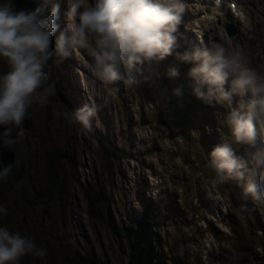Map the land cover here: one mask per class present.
<instances>
[{
	"label": "rangeland",
	"instance_id": "1",
	"mask_svg": "<svg viewBox=\"0 0 264 264\" xmlns=\"http://www.w3.org/2000/svg\"><path fill=\"white\" fill-rule=\"evenodd\" d=\"M65 10L66 3L62 2L58 21L61 29L66 25ZM54 48L55 37L47 70L57 93L46 106L35 105L29 110V136L34 148L18 142L21 158L16 163L26 187H32L34 182H44L46 164L57 155L52 160L58 172L57 185H66L67 196L65 201L60 199L57 191L45 201L34 193H29L30 200L23 199L16 180H0V203L9 204L8 215L0 217V226L37 240L39 247L50 251L46 264H84L80 255L98 259V264H136L117 228L137 216L151 200H155V206L168 205L167 192L176 195L179 187L185 189L184 202L189 208L188 198L194 191L202 193L211 173L204 179L202 175L209 169L201 168L204 162L188 163L181 158L178 137L166 131L169 122L151 111L155 107L148 102L151 97L165 106L167 98L162 92L141 98L119 85V92L113 94L115 86L109 87L92 76L94 61L87 49H76L70 58L61 61ZM5 70L0 62V73ZM84 103L98 107L89 133H81L79 125L67 122L62 115ZM98 192L101 200L95 203L94 213L89 201ZM201 210L182 209L171 236L167 235V226L155 227L161 230L160 237L163 233L172 241L175 261L205 263L211 244L220 248L214 252L220 264H244L227 245L230 235L217 234L226 227V217L222 213L216 217L211 235L199 217ZM163 213L160 209L158 223L163 221ZM166 220L169 224L171 215Z\"/></svg>",
	"mask_w": 264,
	"mask_h": 264
},
{
	"label": "clouds",
	"instance_id": "2",
	"mask_svg": "<svg viewBox=\"0 0 264 264\" xmlns=\"http://www.w3.org/2000/svg\"><path fill=\"white\" fill-rule=\"evenodd\" d=\"M62 2L66 3L63 29L58 23ZM185 9L183 0H39L35 8L22 9L0 0V62L6 66L0 73V151H12L25 133L29 110L46 106L57 93L47 70L54 37V51L61 61L76 49H87L94 61L92 76L115 86V94L119 85L139 84L137 75L143 74L146 62L163 61L176 51ZM176 56L194 65L188 76L197 98L228 106L223 124L230 136L209 154L207 167L214 173L208 181L210 193L226 181H235L245 197L264 207V71L252 66L244 48L224 44L194 45ZM167 74L177 77L178 69L169 68ZM174 92L180 95V89ZM234 95L241 97L236 107ZM97 111L95 104L84 103L62 115L79 125L81 133H89ZM233 143L252 150L238 155ZM14 167H0V180L7 181ZM8 212V202L0 203V217ZM28 256L45 258L48 252L19 231L0 226V264H22Z\"/></svg>",
	"mask_w": 264,
	"mask_h": 264
},
{
	"label": "trees",
	"instance_id": "3",
	"mask_svg": "<svg viewBox=\"0 0 264 264\" xmlns=\"http://www.w3.org/2000/svg\"><path fill=\"white\" fill-rule=\"evenodd\" d=\"M9 2L11 3L12 1L9 0ZM39 3V0H38ZM51 79L53 80V77H51ZM165 117L167 119L168 122H170V118L173 119L174 121V117H170L169 114L164 113ZM169 119V120H168ZM30 117L28 114L27 117V129L25 130V136H22L18 142H23L25 143L29 149H33L34 148V144L33 142L30 140ZM17 142V143H18ZM17 143L15 145H13L16 154H15V167H14V171H13V175L11 176L12 179L16 180L17 183L19 184L21 190H22V198L23 199H31V196L29 193H34L35 196L38 197H42V201L48 200L50 199L57 191H59L60 194V199H64L67 196V193L65 192V186H63V188H58V172L57 169L56 171L54 170V162L52 161L53 159H56L53 156V159L51 160V162H48L46 164V172L44 175V182L41 185H37L38 183H33L32 187H26V183L25 180L23 178L22 171L17 169V165L18 162L16 163L17 159L20 160L21 155L19 154L18 151V147H17ZM19 146V145H18ZM112 154L114 155V153L112 152ZM112 155V157H113ZM119 155V154H118ZM58 162V161H57ZM0 167H2V164L0 165ZM11 177L10 180L8 179L7 181H11ZM3 181V180H2ZM33 190L35 192H33ZM102 193V191H100ZM100 192H98L96 195L94 196H90V208L91 210L95 213V203L98 200H101L100 198ZM102 202V201H101ZM100 203V202H99ZM98 203V204H99ZM97 207V205H96ZM37 213V212H36ZM99 213V212H98ZM143 215H141L140 219H135L130 221L127 224H123L120 227L117 228V232L118 234H120L125 240H126V244L128 246H130L129 249L132 250V258H140L139 260H137V264H140L142 255H143V249L144 247H147L150 243V240H153L154 238V230H152V224H151V219L149 217V207L147 209V211H143L142 213ZM35 234V232H34ZM63 234V233H62ZM50 235V234H47ZM37 237V236H36ZM156 239V237H155ZM32 240L35 241V243L37 242V240L33 239ZM37 245V244H36ZM38 246V245H37ZM48 256H50V251L48 252ZM80 259H82V262L84 264H98L100 263L98 259H94V258H87L84 255H80L78 256ZM25 258V264H46L44 263L45 258H37V257H32V256H28V257H24ZM46 262V261H45Z\"/></svg>",
	"mask_w": 264,
	"mask_h": 264
},
{
	"label": "water",
	"instance_id": "4",
	"mask_svg": "<svg viewBox=\"0 0 264 264\" xmlns=\"http://www.w3.org/2000/svg\"><path fill=\"white\" fill-rule=\"evenodd\" d=\"M13 3V6L17 7V9L22 8H35L38 5V0H11ZM25 130L27 129V119L24 123ZM0 131H3V129H0ZM25 135V133H24ZM15 154L16 151L13 147L12 151H0V159L3 165L7 164H14L15 165ZM22 264H25V258L22 260Z\"/></svg>",
	"mask_w": 264,
	"mask_h": 264
},
{
	"label": "bare ground",
	"instance_id": "5",
	"mask_svg": "<svg viewBox=\"0 0 264 264\" xmlns=\"http://www.w3.org/2000/svg\"><path fill=\"white\" fill-rule=\"evenodd\" d=\"M224 33H226V31L224 32ZM214 113H217V110H215V112ZM41 185V184H40ZM160 236V235H159Z\"/></svg>",
	"mask_w": 264,
	"mask_h": 264
},
{
	"label": "flooded vegetation",
	"instance_id": "6",
	"mask_svg": "<svg viewBox=\"0 0 264 264\" xmlns=\"http://www.w3.org/2000/svg\"><path fill=\"white\" fill-rule=\"evenodd\" d=\"M2 163H1V159H0V165H1Z\"/></svg>",
	"mask_w": 264,
	"mask_h": 264
}]
</instances>
